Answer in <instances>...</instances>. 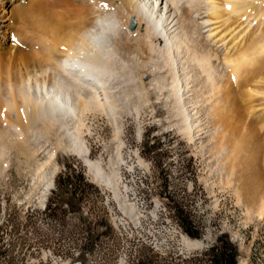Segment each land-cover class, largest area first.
Masks as SVG:
<instances>
[{"label": "bare ground", "instance_id": "1", "mask_svg": "<svg viewBox=\"0 0 264 264\" xmlns=\"http://www.w3.org/2000/svg\"><path fill=\"white\" fill-rule=\"evenodd\" d=\"M263 74L264 0H0V139L13 135L25 155L27 137L66 136L108 201L128 189L123 171L146 167L124 159L120 123L140 120L147 82L162 91L170 79L178 132L191 141L204 132L200 148L233 168L256 162L264 146ZM94 115L115 126L106 170L82 139ZM56 170L40 173L42 206ZM180 239L187 252L205 247Z\"/></svg>", "mask_w": 264, "mask_h": 264}, {"label": "rangeland", "instance_id": "2", "mask_svg": "<svg viewBox=\"0 0 264 264\" xmlns=\"http://www.w3.org/2000/svg\"><path fill=\"white\" fill-rule=\"evenodd\" d=\"M193 83L187 86V95L192 94ZM169 84L170 79L165 90L155 91L147 82L149 101L140 120L123 116L122 153L124 159L133 157L134 166H140L137 156L145 162L141 177L132 175V180L143 182L151 206L181 227L191 241L205 240V247L190 250L191 258L184 262L144 250L138 264H220L218 254L223 249L228 256L235 250V264L241 260L264 264V146L257 163H235L230 172L220 158L224 170L219 156L196 142L204 132L191 141L174 126L178 117ZM86 126L91 134L82 136L89 148L87 157L103 159L106 170L115 126L99 115L89 116ZM11 137L0 139V264H117L120 250L101 209L102 189L82 158L67 150L69 138L27 137L25 142L32 147L23 155L15 146L18 139ZM50 154L55 156L52 162L36 170ZM55 167L54 186L42 206L40 175L48 176Z\"/></svg>", "mask_w": 264, "mask_h": 264}, {"label": "built area", "instance_id": "3", "mask_svg": "<svg viewBox=\"0 0 264 264\" xmlns=\"http://www.w3.org/2000/svg\"><path fill=\"white\" fill-rule=\"evenodd\" d=\"M136 174L141 177L142 169L123 171V185L128 189L116 201L112 197L108 201L107 194H102L100 203L120 250L117 264H138L144 250L161 258L173 255L181 262L189 260L191 251L179 244V232L183 230L151 206L143 182L132 180Z\"/></svg>", "mask_w": 264, "mask_h": 264}, {"label": "trees", "instance_id": "4", "mask_svg": "<svg viewBox=\"0 0 264 264\" xmlns=\"http://www.w3.org/2000/svg\"><path fill=\"white\" fill-rule=\"evenodd\" d=\"M228 250L223 249L221 252L218 254V262L220 264H235V256L236 252L235 250H231V255H227Z\"/></svg>", "mask_w": 264, "mask_h": 264}, {"label": "water", "instance_id": "5", "mask_svg": "<svg viewBox=\"0 0 264 264\" xmlns=\"http://www.w3.org/2000/svg\"><path fill=\"white\" fill-rule=\"evenodd\" d=\"M132 28H134V25H132ZM74 264H83L82 262H76Z\"/></svg>", "mask_w": 264, "mask_h": 264}, {"label": "snow or ice", "instance_id": "6", "mask_svg": "<svg viewBox=\"0 0 264 264\" xmlns=\"http://www.w3.org/2000/svg\"><path fill=\"white\" fill-rule=\"evenodd\" d=\"M105 7L107 6V5H104ZM229 7H230V5H229Z\"/></svg>", "mask_w": 264, "mask_h": 264}]
</instances>
